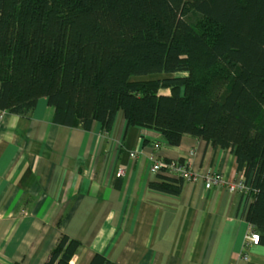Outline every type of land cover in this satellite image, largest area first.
Segmentation results:
<instances>
[{
  "label": "trees",
  "instance_id": "1",
  "mask_svg": "<svg viewBox=\"0 0 264 264\" xmlns=\"http://www.w3.org/2000/svg\"><path fill=\"white\" fill-rule=\"evenodd\" d=\"M42 97L57 124L109 131L122 110L171 146L188 134L230 148L264 245V0H0V110L27 115ZM161 172L150 187L179 194L184 179ZM78 247L62 234L43 264Z\"/></svg>",
  "mask_w": 264,
  "mask_h": 264
},
{
  "label": "crops",
  "instance_id": "2",
  "mask_svg": "<svg viewBox=\"0 0 264 264\" xmlns=\"http://www.w3.org/2000/svg\"><path fill=\"white\" fill-rule=\"evenodd\" d=\"M53 116L43 97L27 115L0 110V264H43L62 234L79 242L71 264L95 253L117 264H264L263 244L245 246L246 192L229 189L241 173L233 150L188 134L171 146L128 126L122 110L109 131ZM150 156L222 181L153 189L164 174L150 171Z\"/></svg>",
  "mask_w": 264,
  "mask_h": 264
},
{
  "label": "built area",
  "instance_id": "3",
  "mask_svg": "<svg viewBox=\"0 0 264 264\" xmlns=\"http://www.w3.org/2000/svg\"><path fill=\"white\" fill-rule=\"evenodd\" d=\"M136 152H131L130 156L134 157ZM150 171L153 173H157L165 170L168 174L182 177L183 179L190 180L193 182H197L200 180H204L207 186L218 183L222 181V176L220 174H209L203 175L198 172H194L190 166L178 159H170L169 161H160L157 160L154 156H150ZM123 175V170L120 169L117 171V176L120 177ZM229 189L231 191H240L246 192L248 189L247 184L244 183L243 174L240 173L239 177L235 179L231 184H229ZM259 243V234L256 231L250 232L245 238V246L249 244H258ZM243 258H246V254H243Z\"/></svg>",
  "mask_w": 264,
  "mask_h": 264
},
{
  "label": "rangeland",
  "instance_id": "4",
  "mask_svg": "<svg viewBox=\"0 0 264 264\" xmlns=\"http://www.w3.org/2000/svg\"><path fill=\"white\" fill-rule=\"evenodd\" d=\"M196 22V26L201 28H207V27H214L213 24H211L210 22L206 21L205 19H195ZM185 73L182 74H170V75H164V74H160V75H150V76H142V77H134L131 78V80H150V79H158V78H162L165 76H175V75H183ZM162 93H168L167 90H161Z\"/></svg>",
  "mask_w": 264,
  "mask_h": 264
}]
</instances>
